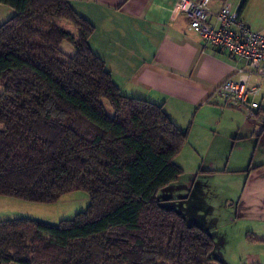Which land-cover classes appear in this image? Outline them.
<instances>
[{
  "label": "trees",
  "instance_id": "1",
  "mask_svg": "<svg viewBox=\"0 0 264 264\" xmlns=\"http://www.w3.org/2000/svg\"><path fill=\"white\" fill-rule=\"evenodd\" d=\"M0 4L15 12L0 25V197L90 200L57 227L1 221L0 264H222L211 233L159 197L182 174L173 160L185 133L162 106L121 93L72 0Z\"/></svg>",
  "mask_w": 264,
  "mask_h": 264
},
{
  "label": "crops",
  "instance_id": "2",
  "mask_svg": "<svg viewBox=\"0 0 264 264\" xmlns=\"http://www.w3.org/2000/svg\"><path fill=\"white\" fill-rule=\"evenodd\" d=\"M242 1L211 0L210 7L217 12L229 4L239 14ZM254 2L249 0L238 16L252 31L264 34V0L256 2L259 7L255 20L248 15ZM176 3L72 0V7L94 27L91 49L103 60L121 93L162 106L183 132L177 124L188 117H192L193 124L196 117L208 113L235 112L212 104L210 98L217 87L236 78L244 65L225 52L206 47L189 29L185 16L175 12ZM251 82L264 89V79L253 77ZM225 127H219L215 135L220 136L215 144L217 163L194 174L192 206L198 215L196 223L191 224L209 232L258 230L257 241L264 242V117L260 121L239 117V121ZM226 155V162L220 161ZM177 182L162 189L159 197L166 208L186 219L183 203L188 195L174 190ZM238 243L247 242L241 236ZM251 262L262 264L259 260Z\"/></svg>",
  "mask_w": 264,
  "mask_h": 264
},
{
  "label": "rangeland",
  "instance_id": "3",
  "mask_svg": "<svg viewBox=\"0 0 264 264\" xmlns=\"http://www.w3.org/2000/svg\"><path fill=\"white\" fill-rule=\"evenodd\" d=\"M257 1L255 0L254 4ZM257 7L259 5L257 6L256 3L250 7L248 13L253 20L258 18ZM14 14L13 9L0 4V25ZM62 26L73 35L76 34L71 23L62 22ZM73 30L75 33L71 32ZM61 50L70 56L74 54L73 46L66 41L62 43ZM235 112H212L205 117H196L193 124L192 117L177 124L185 133L186 138L179 154L173 160L182 172L174 190L188 195V200L184 201L183 206L186 209V219L189 223H196L195 218L198 215L195 207L192 206L194 174H197L200 168H207L210 164L217 163L215 144L217 143L216 138L220 136L215 135L219 132V127L225 130L226 125H231L239 121V117H244L242 113L238 112V115ZM259 116L264 117V112H260ZM227 159L226 155L220 161L226 162ZM89 203V196L84 191L71 192L49 205L0 197V221L25 219L57 227L61 221L73 220L77 214L85 212ZM210 232L213 238L212 257L222 264H242L243 262L251 264L254 260H259L264 264V242L257 241L258 230H210ZM241 236L247 242L245 245L238 243Z\"/></svg>",
  "mask_w": 264,
  "mask_h": 264
},
{
  "label": "built area",
  "instance_id": "4",
  "mask_svg": "<svg viewBox=\"0 0 264 264\" xmlns=\"http://www.w3.org/2000/svg\"><path fill=\"white\" fill-rule=\"evenodd\" d=\"M210 2L177 0L175 12L185 16L189 29L206 47L225 52L244 65L236 78L228 79L214 90L211 103L240 112L248 120L260 121L264 89L251 80L253 77L264 79V34L247 27L229 4L213 12Z\"/></svg>",
  "mask_w": 264,
  "mask_h": 264
}]
</instances>
